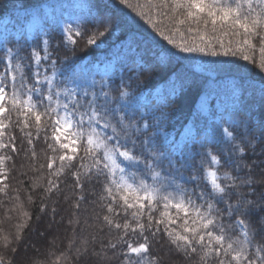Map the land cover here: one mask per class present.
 Listing matches in <instances>:
<instances>
[{
    "label": "snow or ice",
    "instance_id": "obj_1",
    "mask_svg": "<svg viewBox=\"0 0 264 264\" xmlns=\"http://www.w3.org/2000/svg\"><path fill=\"white\" fill-rule=\"evenodd\" d=\"M249 65L264 0H0V264H264Z\"/></svg>",
    "mask_w": 264,
    "mask_h": 264
},
{
    "label": "trees",
    "instance_id": "obj_2",
    "mask_svg": "<svg viewBox=\"0 0 264 264\" xmlns=\"http://www.w3.org/2000/svg\"><path fill=\"white\" fill-rule=\"evenodd\" d=\"M84 53H80V55H83ZM256 56V61L258 63L259 60V53L257 51V53H255ZM215 59V58H212ZM242 63H246V62H242ZM249 68L251 69V71L249 73H247L249 79H254L257 83L260 82L261 78L264 77V73H261L258 67H255L254 65H249ZM19 143V142H18ZM36 146H37V152L40 155V160L38 161V163H44V159H43V148L45 147L43 144V141H36ZM16 163H17V167H20L21 163H24L25 165H27L29 163V161L24 159L23 153H21V155L19 157H16ZM23 170H26L23 169ZM46 171V170H45ZM14 175L17 177L18 180H22L24 181L23 184V188H29L31 185V177L33 175H35L32 172H28L27 176L21 175L20 172H16L14 173ZM70 179V178H69ZM13 183H15V181H13ZM39 198H37L36 200V204L34 205H29L26 204L25 207L27 208V210H29L32 215H33V220L31 221V227L32 229H34L35 231L33 232H29V230H25V238L27 240H29V242H35L37 244H39L41 246V253H43L45 245L44 242L41 240L40 237H38L35 232L38 231H44V227L47 224V217L42 218L39 222L36 221L35 217L39 211ZM70 211V209H69ZM65 217H67V213H64ZM57 219H59V217H57ZM0 221H3L2 223H0V229H3L5 232H9V233H13L15 231V224L17 223V216L16 214H12V218L11 219H5V209L4 208H0ZM65 226H66V221H65V225H62L59 230L58 233L61 237L66 236L65 233ZM58 244L62 247L63 244L62 242L58 241ZM32 249L29 248V254L32 253Z\"/></svg>",
    "mask_w": 264,
    "mask_h": 264
},
{
    "label": "rangeland",
    "instance_id": "obj_3",
    "mask_svg": "<svg viewBox=\"0 0 264 264\" xmlns=\"http://www.w3.org/2000/svg\"><path fill=\"white\" fill-rule=\"evenodd\" d=\"M44 230H46V225H45V227H44Z\"/></svg>",
    "mask_w": 264,
    "mask_h": 264
}]
</instances>
